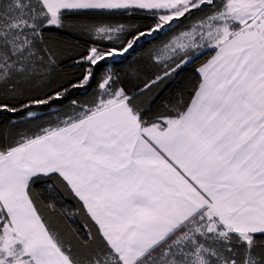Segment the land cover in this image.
<instances>
[{
	"label": "snow or ice",
	"instance_id": "snow-or-ice-1",
	"mask_svg": "<svg viewBox=\"0 0 264 264\" xmlns=\"http://www.w3.org/2000/svg\"><path fill=\"white\" fill-rule=\"evenodd\" d=\"M0 113V264H264V0H0Z\"/></svg>",
	"mask_w": 264,
	"mask_h": 264
},
{
	"label": "trees",
	"instance_id": "trees-1",
	"mask_svg": "<svg viewBox=\"0 0 264 264\" xmlns=\"http://www.w3.org/2000/svg\"><path fill=\"white\" fill-rule=\"evenodd\" d=\"M167 37H160V39L151 41L150 43H143V47L138 48L135 52H133L131 55H128L127 60L124 61L123 63H118L115 65L114 70L118 72V74L121 75V77L124 76V74L128 71H130L132 68L136 67H143L144 65L147 64V54L149 51L158 45L161 40H165ZM81 43L83 44V40H81ZM127 55V54H126ZM204 59H207V57H202L201 61L197 62V65L199 63L203 62ZM197 79L195 75V69L194 67H188L185 69L183 73H181L180 77L177 78V81L175 84L172 85V89L174 90L178 86H183L185 84H189L191 82H194ZM91 91V90H90ZM79 95V94H78ZM80 99H86L87 94L85 95H79ZM7 114L0 113V121H3L5 119Z\"/></svg>",
	"mask_w": 264,
	"mask_h": 264
}]
</instances>
